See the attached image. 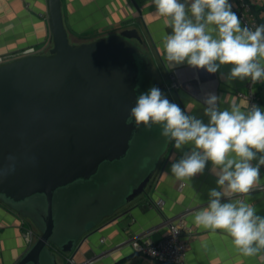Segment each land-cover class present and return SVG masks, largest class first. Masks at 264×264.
I'll return each instance as SVG.
<instances>
[{"label":"water","instance_id":"obj_1","mask_svg":"<svg viewBox=\"0 0 264 264\" xmlns=\"http://www.w3.org/2000/svg\"><path fill=\"white\" fill-rule=\"evenodd\" d=\"M48 8V54L0 65V202L39 233L14 264L74 257L90 232L145 192L170 144L159 126L137 127L129 116L139 94L166 91L131 42L136 31L75 44L61 1ZM105 253L89 250L80 264Z\"/></svg>","mask_w":264,"mask_h":264},{"label":"crops","instance_id":"obj_2","mask_svg":"<svg viewBox=\"0 0 264 264\" xmlns=\"http://www.w3.org/2000/svg\"><path fill=\"white\" fill-rule=\"evenodd\" d=\"M60 1L64 26L69 36L76 39L94 36L95 40L135 30L139 40L131 42L149 58L158 81L166 86V97L181 109L191 110L190 114L205 123L208 122L203 113L205 93L220 97L222 108L233 100L242 107L247 106V102L237 96V92L244 90L246 79L227 82L221 78V74L227 76L231 65L221 66L214 74L187 64L173 70L165 68L162 38L171 30L154 15L155 6H149V0ZM252 1L258 19L264 20L261 10L264 0ZM52 47L48 0H0V57L15 60L27 50L35 52L31 55H45ZM171 74L177 84L175 89L169 88ZM256 89L258 106L264 109V83L257 84ZM173 143L169 144L145 192L88 234L83 249L73 257L77 264L85 260L83 254L89 250L106 252L90 264H165L135 253L131 241L158 240L166 233L164 218L178 215L184 216L193 230L192 236L185 238L187 264H264L258 256L240 255L222 232L213 233L193 222L194 213L206 206L208 192L217 187V178L211 174L209 162L204 173L193 177L190 184L176 180L170 171L172 157L178 160L187 149L176 150ZM260 177L264 182V166L260 168ZM158 199L165 202L162 212L152 206V201ZM250 202L257 208V214L264 216V190H254ZM30 223L0 202V264H14L29 248L25 233L30 229L35 231ZM56 257L57 264H67L71 254L56 252Z\"/></svg>","mask_w":264,"mask_h":264},{"label":"clouds","instance_id":"obj_3","mask_svg":"<svg viewBox=\"0 0 264 264\" xmlns=\"http://www.w3.org/2000/svg\"><path fill=\"white\" fill-rule=\"evenodd\" d=\"M152 5L154 15L171 30L162 38L165 68L187 64L214 74L231 65L226 77L221 74L227 82L247 78L264 83V24L242 26L229 0H149ZM203 105L207 123L153 86L136 97L129 116L137 127L159 126L176 150L187 149L178 160L172 157L176 180L190 184L211 163L217 187L208 192V202L194 213L193 222L225 234L240 255L264 261V216L250 202L254 190H264V109L242 107L235 100L222 108L220 97L211 92L205 93ZM147 163L145 158L143 166Z\"/></svg>","mask_w":264,"mask_h":264},{"label":"built area","instance_id":"obj_4","mask_svg":"<svg viewBox=\"0 0 264 264\" xmlns=\"http://www.w3.org/2000/svg\"><path fill=\"white\" fill-rule=\"evenodd\" d=\"M229 3L233 5L232 10L240 18L242 26L247 25L254 29L255 26L260 25L255 11V4L252 0H229ZM31 54H35V52L33 50L23 51L18 58L29 56ZM6 62H9L7 58L0 57V65ZM257 84L259 83L254 84L250 79L246 78L244 90L237 92V96L244 99L249 106H258ZM176 87L177 84L174 81V76L171 74L169 88L175 89ZM164 204L165 202L162 199L152 201V206L159 212H162ZM164 224L166 227V233L164 236L156 241L146 243L141 242L139 239H134L131 241L133 250L137 254L165 264H187V241L185 238L192 236V228L187 224L182 215L168 218L165 217ZM102 225L97 226L96 229ZM36 238L37 234L33 229L26 231L25 240L29 246ZM66 262L67 264H77L72 256L67 258Z\"/></svg>","mask_w":264,"mask_h":264},{"label":"rangeland","instance_id":"obj_5","mask_svg":"<svg viewBox=\"0 0 264 264\" xmlns=\"http://www.w3.org/2000/svg\"><path fill=\"white\" fill-rule=\"evenodd\" d=\"M69 38H70V41L75 43V44H79V43H83V42H89V41H93L94 40V36H80V39H76V38H74L72 36H69ZM30 226H32L35 229V232H36L37 237H38L39 233H38L37 229L33 226L32 223H30Z\"/></svg>","mask_w":264,"mask_h":264},{"label":"trees","instance_id":"obj_6","mask_svg":"<svg viewBox=\"0 0 264 264\" xmlns=\"http://www.w3.org/2000/svg\"><path fill=\"white\" fill-rule=\"evenodd\" d=\"M261 10L264 11V3H263V5L261 6ZM259 22H260V24H264V20H262V19H260Z\"/></svg>","mask_w":264,"mask_h":264}]
</instances>
